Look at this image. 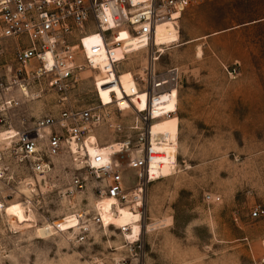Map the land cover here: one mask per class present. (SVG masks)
<instances>
[{"label":"rangeland","instance_id":"1","mask_svg":"<svg viewBox=\"0 0 264 264\" xmlns=\"http://www.w3.org/2000/svg\"><path fill=\"white\" fill-rule=\"evenodd\" d=\"M174 23L177 40L161 52L157 48L154 66L177 68V119L153 126L177 130L176 167L143 188L138 242L130 243L129 231L115 228L109 219L103 224L115 226H91L79 237L78 216L89 218L97 180L73 170L64 154L55 157V189H36L29 199L25 190L23 198L10 197L9 183L0 179V200H5L0 205V264H253L264 255V0H201ZM1 43L7 53L8 42ZM144 56V51L134 52L124 63L120 81L126 91ZM233 67L235 72L228 73ZM99 94L108 102L107 93ZM52 96L56 99L43 92L9 115L23 114L31 121L30 114L56 112ZM66 98L74 105L93 100L89 79H79ZM126 113L122 119L127 121ZM93 135L98 148L115 143L106 126L99 125ZM72 171L85 186L70 191ZM122 173L124 186L131 188L132 170ZM205 193L218 199L205 202ZM103 203L99 200L97 208ZM11 205L32 215L31 226L10 223L5 209ZM254 205L262 213L250 218ZM53 222L60 230L51 229Z\"/></svg>","mask_w":264,"mask_h":264},{"label":"built area","instance_id":"2","mask_svg":"<svg viewBox=\"0 0 264 264\" xmlns=\"http://www.w3.org/2000/svg\"><path fill=\"white\" fill-rule=\"evenodd\" d=\"M199 1L0 0V127L4 132L0 179L9 183L8 196L28 195L29 199L36 189H55V157L66 154L73 170H83L97 180L89 218L85 221L78 216L79 237L91 226H115L103 224L96 206L102 198H112V208L125 206L140 214L143 188L161 177L159 166L171 153L169 172L176 167V135L172 139L167 134H152L150 127L155 120L175 116L179 75L173 66L155 68L159 51L150 46V39L158 23L177 20L175 14ZM2 40L8 42L7 53ZM115 49L119 56L114 55ZM138 51H144V65L139 73H132V85L126 91L119 74L131 60L130 54ZM234 72V67L228 71ZM84 77L90 81L93 100L69 103L66 93ZM100 89L109 93L108 102L98 96ZM43 92L56 94V99L52 96L56 112L30 114L31 121L23 114L18 118L9 115ZM169 103L172 107H167ZM124 111L127 121L122 119ZM99 125L109 128L118 144L105 157L86 149L87 143L97 146L93 130ZM125 168L134 176L131 188L123 184ZM82 186L83 179L72 171L69 190ZM216 199L210 193L203 195L205 202ZM4 203L0 200V205ZM261 213L260 205L248 211L250 218ZM50 227L58 228L55 222ZM116 227L127 230L126 225ZM253 264H264V255Z\"/></svg>","mask_w":264,"mask_h":264},{"label":"bare ground","instance_id":"3","mask_svg":"<svg viewBox=\"0 0 264 264\" xmlns=\"http://www.w3.org/2000/svg\"><path fill=\"white\" fill-rule=\"evenodd\" d=\"M178 16H179V14H175L173 16V18H178ZM175 21H176V19H174V20L165 19L155 26L154 34L150 39V43L152 44V46L155 45V47L159 48L160 52L162 51L161 47H163L165 45H169L170 43L177 40L176 28L173 24V22H175ZM114 55L115 56L120 55L118 49H115ZM158 55H159V53L157 54V57L155 59L158 58ZM126 70H122V71H126ZM121 72L119 74V81H120ZM120 83H121V81H120ZM22 91L26 92L25 89H23V88H22ZM100 92L107 93L109 96L108 92L100 89L98 91L99 97H100V94H99ZM117 93L118 92L116 91V94ZM174 118L177 119L176 116H172L169 118H163V119L153 121L152 125L150 127L151 133L152 134H154V133L167 134L168 137H171L172 139H174V137L177 133V130L174 131L170 127H165V126L159 128V129H156L153 126L154 123L159 122V121H164V120H165L164 122H166L167 124L171 123L174 120ZM154 130H156V131H154ZM3 138H4V132L0 133V139L2 140ZM91 141H93V139H91ZM117 147H118L117 143L107 145L103 148H98V146H94L90 143L86 144V149H87L89 154H92L94 152H99L104 157H105L106 153H108L110 151H115L117 149ZM172 159H173V153L168 155V157L162 161V164L159 166V173H161V177L169 175V164H168V162ZM101 201L106 202V203L99 205V207H98V211L101 215L102 221L104 222L105 219H109L111 221H114L116 226L126 225L127 231H129V233L125 234L126 239L129 241L136 239V236L138 235L139 232H141V228H142V225L139 223V221L141 220V215L137 211H131L130 209H128L125 206H114V208H112L113 207L112 206L113 200L110 197L102 198ZM5 211L7 213V216L10 218V221H11L10 223L12 225L15 223L16 225L17 224H19V225L23 224V225L31 226L30 222H32V215L30 213H28V211H26L24 207H22L20 205H11V206L7 207L5 209ZM57 226H58V229L60 230L61 226L59 224H57ZM263 247H264V241H263Z\"/></svg>","mask_w":264,"mask_h":264},{"label":"crops","instance_id":"4","mask_svg":"<svg viewBox=\"0 0 264 264\" xmlns=\"http://www.w3.org/2000/svg\"><path fill=\"white\" fill-rule=\"evenodd\" d=\"M258 20H260V19H256V20H251L250 22H248V23H254V22H257ZM231 28H233V27H226V28H223L224 30H228V29H231ZM208 35H210V34H208ZM207 35V36H208ZM189 41V40H188Z\"/></svg>","mask_w":264,"mask_h":264}]
</instances>
